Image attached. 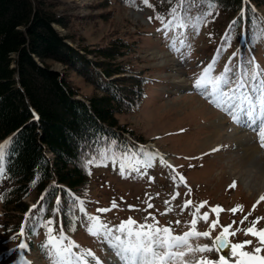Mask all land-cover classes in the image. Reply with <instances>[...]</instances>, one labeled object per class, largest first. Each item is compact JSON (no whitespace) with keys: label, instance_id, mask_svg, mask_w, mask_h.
<instances>
[{"label":"trees","instance_id":"16d2710c","mask_svg":"<svg viewBox=\"0 0 264 264\" xmlns=\"http://www.w3.org/2000/svg\"><path fill=\"white\" fill-rule=\"evenodd\" d=\"M115 1L133 9L143 4L155 17L165 19L172 8L178 12L188 9L193 16L190 25L212 4L213 15L199 31H208L213 45L232 50L243 42L244 49L249 46L259 53L264 44L260 13L264 0H244L242 20L241 0H186L184 4L181 0H149L147 5L142 0ZM61 6L56 0H0V144H7L3 160L6 177L0 181V224L9 234L24 226L30 246L35 242L39 247L46 240V228L41 224L47 219H54V234L59 235L61 226L74 233L70 229L75 230L84 215L78 204L72 206L73 198L87 201L94 172L113 166L108 160L101 166H86L88 158L113 149L127 165L135 162L141 149L154 151L144 146L146 139L117 119V115L133 113L140 106L146 89L141 74L117 78L127 72L126 66L109 63L127 55L129 41L114 38L106 46L73 45L69 42L72 36L55 27L72 26L71 16L58 12ZM234 20L239 23L231 29L226 44ZM156 24L162 27L160 21ZM182 30L191 39L196 32L194 27ZM93 54L103 60L90 59ZM53 62L63 64L65 71L54 70ZM71 71L92 79L102 94L82 96L70 78ZM58 197L61 203L56 212ZM13 214L17 222L11 221Z\"/></svg>","mask_w":264,"mask_h":264},{"label":"rangeland","instance_id":"374dc122","mask_svg":"<svg viewBox=\"0 0 264 264\" xmlns=\"http://www.w3.org/2000/svg\"><path fill=\"white\" fill-rule=\"evenodd\" d=\"M56 1L62 5L58 12L67 13L73 21L70 29L60 25L55 27L63 35L72 36L69 42L73 45L106 46L114 38L129 41L127 55L110 60L109 63L123 62L126 66L127 72L117 78L125 79L137 72L141 74L146 89L140 106L133 113L117 115L118 123L146 139L145 145L156 150L166 161V164H162L157 158L146 174L143 169L140 173L126 170L124 175L108 166L97 169L92 177L88 200H84L87 214L101 217L110 226L119 225L129 218L142 224L145 223V217H149L147 222L152 223L151 216H154L160 226L170 225L175 229V234H182L190 230L193 209L201 202H207L201 214L211 207L220 206L223 211L219 214V224L240 229L233 238L234 242L254 240L251 236H245L243 229L251 226V221L257 217L261 218L257 227L264 228V200H261L264 198V184L257 185L252 179L258 173L264 177V163L258 157L252 162L241 164L243 151L236 139L238 132L245 133V136L258 135V129L252 131L251 127L233 124L230 120L232 131L224 134L227 129L224 130L219 144H215L218 140L206 144L218 120L221 117L229 120L231 116L217 109L194 89L195 80L213 61V76H220L225 64L235 71L239 46L232 50L220 46L223 49L218 51L219 47L211 43L208 31L203 29L194 33L196 37L186 38L187 48L180 51L177 42V50L174 51L169 47L171 34L166 38L163 32L158 31L156 23L159 20L145 6L133 9L119 5L115 0H111V3L108 0ZM260 13L264 17V5ZM149 17H152L151 21ZM179 30L177 32L181 34ZM235 53L236 60L233 59L235 56L232 57ZM244 53L246 57L243 56V60L253 61L251 69L264 73V44L260 46L256 63L247 51ZM89 58L103 60L95 54ZM52 68L59 72L65 71L64 65L59 62H53ZM70 73L73 84L79 88L82 96L102 94L92 79L72 71ZM261 149L264 150V147L261 146ZM180 176L184 177V182H180ZM177 192L179 196L173 200ZM189 199L193 205L182 210L184 202ZM113 202L116 204L114 208ZM149 203L153 205L152 208L147 207ZM98 208H108L110 211L100 213ZM233 208H242V211L233 213ZM245 216H248V220L241 224ZM11 217V221L18 220L14 214ZM216 219L215 214H210L208 222L199 220L197 230H208L210 223ZM81 220L77 222L79 226L70 240L82 249L92 250L101 264H121L106 243H98V237L89 234L84 226L87 224L85 218L81 217ZM177 220L180 221L179 225L176 224ZM4 230L0 224V264H15L19 250H11L17 249L19 241L10 239L14 233H4ZM219 231L220 227L213 232V236ZM21 239L29 246L25 250V258L30 264H50L35 242L30 246L31 238L26 232ZM192 243L209 244L211 241L200 239ZM200 255L195 254L196 257ZM203 255L217 258L215 253Z\"/></svg>","mask_w":264,"mask_h":264},{"label":"snow or ice","instance_id":"6c2138e0","mask_svg":"<svg viewBox=\"0 0 264 264\" xmlns=\"http://www.w3.org/2000/svg\"><path fill=\"white\" fill-rule=\"evenodd\" d=\"M142 2L147 5L149 0H142ZM185 2L186 0H181V4ZM245 10L244 0H241V20L244 19ZM212 15L213 7L212 4H209L204 11L199 13L195 25L189 24L193 16L188 9L178 12L177 8H172L169 18L165 19L159 15L155 18L162 25L158 31L163 32L166 38H169V34H171L169 47L175 51L177 50V42H179V50L183 51L188 47L186 33L181 35L177 32V29L194 27L198 33L199 26L207 23L208 17ZM149 20L151 21L152 17H149ZM237 23H239V20H234L230 25L229 33L225 36L226 44L229 42L228 36L231 34V29ZM214 63L215 61L205 68L199 78L195 80L194 89L209 99L210 103L217 109L230 115L233 123L257 128L259 142L264 147V78H262L264 73L251 69L253 61L243 60L235 71L226 65L220 76H213L211 73L214 70ZM34 119L38 120L39 117L34 114ZM10 143L11 140L8 141V144ZM6 148L7 144H0V181L6 177L3 166ZM124 155L126 153H122V156ZM157 158L162 164H166L159 153L141 149L140 154L135 158V162L128 161L126 165L122 158H118L113 154V149H105L99 153V156L88 158L85 164L86 166L93 164L101 166L104 161L108 160L113 165L119 164L121 175H124L126 170L129 173H140L142 169L146 174L147 169L153 167V162ZM97 160H100V164L96 163ZM179 180L184 182V177L180 176ZM33 183H35V180ZM190 192L191 189H189V194ZM176 196H179L178 192L172 199H176ZM0 199H3V197L0 196ZM41 199H43V196ZM261 200H264V198H261ZM60 203L58 197L54 211H59ZM84 203L83 199L73 198L72 206L79 205V212L84 215L87 221L89 234L102 238V242L108 245L121 261V264H264V254H262L264 253V228L257 227L261 219L259 217L251 221V226L243 229L244 235L253 237L255 243L253 239L234 242L233 238L237 236L240 229H233L231 225L221 226L219 224V214L223 211L220 206L211 207L201 214V209L205 208L207 202H201L193 209L190 230L184 231L182 234H175V229L170 225L160 226L154 216H151L154 221L152 223L147 222L149 217H145V223L142 224H138L136 220L129 218L119 225L110 226L101 217L88 215ZM192 205V200H186L182 210ZM112 207H116L115 202H113ZM147 207L152 208L153 205L149 203ZM33 208H36V205H33ZM41 211H43V208H41ZM97 211L106 213L110 209L98 208ZM231 211L236 213L242 211V208H233ZM210 214H215L217 219L210 223L208 230H197L198 221L208 222ZM246 220H248V216H245L240 223L243 224ZM53 224L54 219H47L46 222L41 224L42 227L46 228V240L40 247L46 258L49 259L50 264H101L95 258L92 250L82 249L75 241L70 240L63 227H61L59 235L54 234L55 229L51 226ZM176 224L179 225L180 221L177 220ZM218 227H220V231L213 236V232ZM70 231H74V229H70ZM24 235L25 227L21 226L10 237L12 240L19 241L17 249L11 250H19V258L15 264H30L25 258V250L29 246L21 239ZM200 239L210 240L211 243H192V241ZM75 249H79V251H75ZM206 253H215L217 258L211 259L203 255ZM195 254L201 255L196 257Z\"/></svg>","mask_w":264,"mask_h":264},{"label":"bare ground","instance_id":"6f19581e","mask_svg":"<svg viewBox=\"0 0 264 264\" xmlns=\"http://www.w3.org/2000/svg\"><path fill=\"white\" fill-rule=\"evenodd\" d=\"M198 92V91H197ZM183 98V97H182ZM192 103V102H190ZM204 107V105H203ZM201 106V108H203ZM212 112V111H211ZM212 114V113H211ZM230 118V117H229ZM228 118L226 117H221L219 120H218V127L215 125L214 126V132L211 133V136L206 140V144H210L214 141H217L218 142H215V144H219V142L221 141V138H222V135H223V131L227 129V132L224 133V134H227L228 131H232V129H230L231 125H230V120L232 119H229L227 120ZM216 120V119H215ZM228 124V126H227ZM234 124V123H233ZM227 126V127H226ZM246 127V126H245ZM248 127V126H247ZM238 129V128H237ZM252 131L256 130L257 128H255L254 126L251 127ZM249 129L248 132L251 130ZM254 129V130H253ZM237 131V130H236ZM235 131V132H236ZM246 131V130H245ZM244 132V131H243ZM247 132V131H246ZM230 135L232 134L231 132L229 133ZM235 134V133H234ZM229 135V136H230ZM235 136V135H234ZM237 141H239L238 143V146L240 147V149L243 151V156L241 157V164L242 163H248V162H252V160H255L256 158H260L261 159V162L264 163V150L261 149V144L259 142V137L258 135H256V133L254 134H251V135H248V136H245V133L244 134H241V132H238L237 134ZM235 140V141H236ZM212 145L211 147L215 146ZM223 145V144H222ZM221 146V145H220ZM210 148V147H209ZM245 170V169H244ZM246 172V171H245ZM263 177V174H255L254 177L252 179H254L256 182H257V185H261V184H264V177ZM259 188V186H257Z\"/></svg>","mask_w":264,"mask_h":264}]
</instances>
